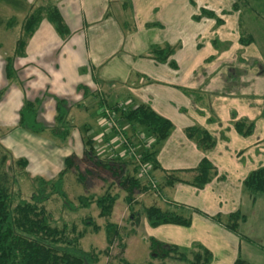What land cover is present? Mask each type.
Here are the masks:
<instances>
[{
  "label": "rangeland",
  "instance_id": "1",
  "mask_svg": "<svg viewBox=\"0 0 264 264\" xmlns=\"http://www.w3.org/2000/svg\"><path fill=\"white\" fill-rule=\"evenodd\" d=\"M81 3L90 25L87 37L92 63L91 93L86 92V85H81L85 97L68 102L74 128L67 143L53 139L50 133L41 136V144L54 149L46 153L45 163L39 159L38 163L29 165L30 160L14 155L0 142V180L8 186L14 201L22 198L31 201L34 192H38V178H56L58 170L64 167L66 153L83 158L86 140L93 142L100 156L129 161L130 171L136 166L138 175L142 153L150 148L156 152L161 166H152L150 177L139 175L142 184L148 187L133 195L138 222L132 219L125 200L126 190L116 184L113 192L119 193V199L107 218L99 215L95 205L71 210L60 195H52L43 206L52 214L53 225L59 229L68 225V237L75 234L73 227L83 232L82 246L100 253L99 264L116 262V257L122 254L116 244L105 252L108 242L103 226L108 221L130 231L123 254L137 264L158 263L150 256V236L177 243L188 251L196 249L198 244L208 246L213 255L209 264H235L240 254L253 264H264V252L257 246L242 241L221 223L212 228L207 225L217 224L212 217L218 213L227 221L230 212L240 209L247 220L240 221L239 231L258 244L264 241V193L254 200L243 185L250 171L264 165V0L245 3L242 0H81ZM11 8L14 10L0 0L1 21L7 22L12 16L17 20L7 33L9 49L14 52L23 10H17L16 4ZM202 8L213 10L222 23L202 15ZM243 36L253 39L243 43L240 40ZM168 44L175 48L172 59L177 67L169 62L159 63L149 55L154 46ZM149 88H154L155 93L149 92ZM149 102H158L159 107L170 110L174 123L171 135L157 144V138L147 127L129 123L116 110V107L149 105ZM105 109L115 110L122 133L109 128L102 113ZM238 120L254 122L253 134H239L234 127ZM192 125L208 129L216 146L203 149L190 140L186 127ZM5 132L7 128L0 127V140ZM122 135L133 142L136 155L121 152ZM145 141L153 144L149 147ZM196 148L211 158L217 170L204 188L195 187L191 183L194 171H187L195 162ZM88 168L90 165L81 160L79 167L66 175L64 188L74 204L79 203L82 195L103 194L114 181L105 172L98 176L89 174ZM80 172L85 176L84 181L79 180ZM150 205L177 210L191 217L193 223L190 227H180L183 231L179 232L166 229L174 225L151 227L143 213L144 207ZM194 206L210 216L195 212ZM88 216L100 225L98 230L85 225ZM168 262L187 264L173 259Z\"/></svg>",
  "mask_w": 264,
  "mask_h": 264
},
{
  "label": "trees",
  "instance_id": "2",
  "mask_svg": "<svg viewBox=\"0 0 264 264\" xmlns=\"http://www.w3.org/2000/svg\"><path fill=\"white\" fill-rule=\"evenodd\" d=\"M242 1L245 3L247 0ZM201 12L202 15L215 18L222 23V19L213 10L202 8ZM195 18L200 19V16H195ZM44 19L52 23L61 36L66 37L70 34L68 23L57 2L47 0L44 3H33L22 21L21 33L16 41L14 52L6 58V72L10 81L16 78L14 59L25 55L29 39ZM16 22V18L12 16L7 20L6 25L12 27ZM252 39L253 36H249L247 39L243 36L240 40L243 43H249ZM174 53L175 48L168 44L163 47L154 46L149 55L157 62H169L173 67H177L176 62L172 59ZM5 91L6 89L0 91V98ZM56 101L55 125L47 126L39 119L38 108L42 99L36 98L24 101L20 110L19 126L35 134L49 132L61 142H66L74 128V124L69 117V103L64 98H57ZM104 103L105 101H102L103 106ZM116 110L120 111L121 117L129 123L147 127L157 138L156 144L167 139L174 127L171 119L163 116L148 104H140L135 107H116ZM102 113L105 115L104 111ZM234 127L239 134L249 136L254 132L255 123L238 120L234 123ZM186 134L200 148L212 149L216 146L213 134L204 127L197 125L188 126L186 127ZM141 159L150 162L155 168H160L161 166L156 157V152L152 149L150 150V148L142 153ZM22 160L23 163H26L25 159ZM81 160L90 165L87 170L89 174L98 176L100 172H105L110 174L114 181L110 182L103 194L82 195L79 197V203L74 204L69 200L64 185L67 173L78 168ZM129 165L130 162L126 160L113 156H100L95 152L93 142L89 139L85 142L83 158H79L74 153L70 154L65 158V166L59 171L56 178L51 180H46L42 177L38 178V192H34L31 201L23 198L14 201L8 186L0 180V264H99L101 260L100 253L95 248L86 250L82 246L81 239L84 233L77 232L75 227H73L75 234L68 237V225H65L63 229L53 225L52 214L43 205L52 195L57 194L64 199L66 207L71 210L89 209L92 205H95L99 210V215L107 218L112 214L114 206L119 199V193L113 192V187L117 184L126 190L127 196L125 200L133 215L132 219L138 222L139 217L135 212L136 199L133 195L136 191L146 189L148 186L142 184L140 174L138 175V168L134 166L133 170L130 171ZM187 171L195 172L191 183L197 188H204L217 172L213 161L206 156L200 159L197 166L187 168ZM78 175L79 180H85V176L81 172ZM243 185L254 200L259 194H263L264 165L250 171L244 177ZM192 208L204 217L210 216L206 211L198 207L194 206ZM143 213L149 225L154 228L162 225L190 227L193 223L191 217L177 210L164 209L159 205L146 206ZM221 217V214L218 213L212 218L217 223L223 224L229 232L237 235L242 241L257 246L264 252V241L262 244H258L255 240L239 231L240 221L247 220V215L240 209L230 212L227 221H223ZM84 223L87 226H91L94 230L100 228V225L92 216L86 217ZM103 228L108 242V248L105 252L108 253L110 246L112 245L111 247H113L116 244V247H119L122 253L116 257V262L110 261L107 264H137L123 254V251L127 248L126 240L130 235V231L128 232L125 227L121 228L117 223L111 221L106 222ZM149 248L150 256L153 260L158 261L157 264H169L168 260L170 259L179 260L187 264H209L213 256L208 246L198 244L196 249L188 251L177 243H169L153 236L149 237ZM235 264L253 263L240 254L236 258Z\"/></svg>",
  "mask_w": 264,
  "mask_h": 264
},
{
  "label": "crops",
  "instance_id": "3",
  "mask_svg": "<svg viewBox=\"0 0 264 264\" xmlns=\"http://www.w3.org/2000/svg\"><path fill=\"white\" fill-rule=\"evenodd\" d=\"M2 1L10 9H13L11 6L15 7L16 4L17 10H23L24 17L31 5L37 0H16L15 3L13 0ZM45 1L47 0H43L42 2ZM56 1L61 7L68 23L70 34L66 37L61 36L56 31L54 25L47 19H44L29 39L25 55L14 59L16 78L13 81L8 79L6 72L7 55L13 52L12 49H9L10 37L7 33H10L12 28L10 29L6 25V22L0 21V89L7 88L6 86L9 82H12L0 98V127L7 128V132L2 135L0 142L6 149L13 152L14 155L26 157L30 160L29 165H32L31 163L33 162L38 163L39 159H43V163H45L46 153H50L54 149L50 146L48 148V145L44 147L41 144V136L46 133L49 134V132L35 134L19 126L20 110L24 101L26 99L34 100L41 98L42 102L38 108L39 119L47 126H53L57 113V98H64L68 102L82 99L85 95L84 92H81L80 86L86 85L87 88L89 87L87 90L88 94L91 93L90 88H92V76L89 71L92 63L90 62V48H88L87 37V30L90 25H88L86 16L84 15L85 11L81 0ZM23 17L21 20H23ZM148 91L152 92V94L155 93L154 88H149ZM163 95L167 96L168 94L164 93ZM149 105L163 116L173 120L172 115L169 114L170 110L168 111L164 107H159L158 102L155 104L154 102H149ZM51 137L55 140L57 139L53 136ZM69 139L66 142H61L58 139L57 141L65 144ZM196 149L198 153L197 155L195 154V162L191 163L188 167L193 168L202 157H209L202 150L199 152L200 150ZM65 155L66 158L68 154L66 153ZM39 172L40 174L43 173L42 170H39ZM192 175H195V172ZM177 203L179 202H174L176 205L183 206ZM207 225H210V228L218 227V223H215V226L213 224ZM180 227L174 225V228L166 229L171 232L183 231Z\"/></svg>",
  "mask_w": 264,
  "mask_h": 264
},
{
  "label": "built area",
  "instance_id": "4",
  "mask_svg": "<svg viewBox=\"0 0 264 264\" xmlns=\"http://www.w3.org/2000/svg\"><path fill=\"white\" fill-rule=\"evenodd\" d=\"M119 108H121V107H119ZM122 108H124V107H122ZM104 112H105L104 118H106L105 121L108 122L109 128L110 129L113 128L116 131H118L119 133H122L121 127H119L118 123H117L115 110L105 109ZM120 142H121L120 145L123 148L121 151L122 153H125V154H127V153L133 154L134 153L136 155V153H135L136 148H135L133 142L128 137L122 135L120 138ZM145 142H146V145L149 147L153 144V143H149V141H145ZM140 161H141L140 162V175L150 177V170L152 168V164L148 161H143L141 158H140ZM153 183H155V182H153Z\"/></svg>",
  "mask_w": 264,
  "mask_h": 264
}]
</instances>
